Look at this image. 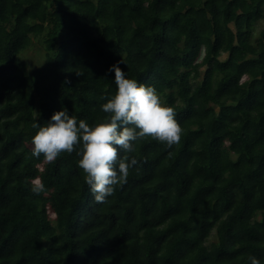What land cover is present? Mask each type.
<instances>
[{"label":"trees","instance_id":"1","mask_svg":"<svg viewBox=\"0 0 264 264\" xmlns=\"http://www.w3.org/2000/svg\"><path fill=\"white\" fill-rule=\"evenodd\" d=\"M35 41L44 61L29 68ZM118 62L186 132L172 148L136 142L139 163L101 204L75 152L49 164L31 141L62 109L103 118ZM250 256L264 264V0H0V264Z\"/></svg>","mask_w":264,"mask_h":264},{"label":"clouds","instance_id":"2","mask_svg":"<svg viewBox=\"0 0 264 264\" xmlns=\"http://www.w3.org/2000/svg\"><path fill=\"white\" fill-rule=\"evenodd\" d=\"M121 62L109 69L115 72L116 92L101 105L105 115L95 125L84 119L78 121L65 109L56 111L47 124L33 125L38 131L31 141L32 156L39 159L43 155L44 161L51 164L62 154L75 152L85 182L95 202L101 204L127 183L131 170L139 163L131 155L137 151L136 142L151 138L172 148L186 132L162 94L154 86L129 78L119 66ZM31 191L40 195L47 194L48 189L36 177L31 180ZM249 260L261 264L254 256Z\"/></svg>","mask_w":264,"mask_h":264},{"label":"rangeland","instance_id":"3","mask_svg":"<svg viewBox=\"0 0 264 264\" xmlns=\"http://www.w3.org/2000/svg\"><path fill=\"white\" fill-rule=\"evenodd\" d=\"M259 28L260 27H258V29ZM21 57L26 60L29 68L37 67L44 61V51L36 42V44H33L26 52L21 55Z\"/></svg>","mask_w":264,"mask_h":264}]
</instances>
